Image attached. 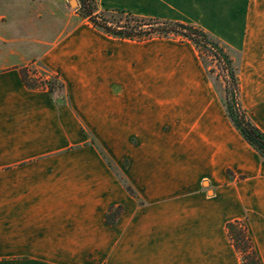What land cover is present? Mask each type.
Instances as JSON below:
<instances>
[{
	"label": "crops",
	"instance_id": "1",
	"mask_svg": "<svg viewBox=\"0 0 264 264\" xmlns=\"http://www.w3.org/2000/svg\"><path fill=\"white\" fill-rule=\"evenodd\" d=\"M131 1L100 4L200 28L236 54L243 106L264 133V0ZM40 62L64 98L0 65V264H241L235 221L264 264V160L190 42L120 41L82 21Z\"/></svg>",
	"mask_w": 264,
	"mask_h": 264
},
{
	"label": "trees",
	"instance_id": "2",
	"mask_svg": "<svg viewBox=\"0 0 264 264\" xmlns=\"http://www.w3.org/2000/svg\"><path fill=\"white\" fill-rule=\"evenodd\" d=\"M80 5L77 11L82 20H86L95 29L116 40L145 42L158 38L179 37L190 42L198 51L200 60L204 64L203 51L213 55L224 66L233 81V95L229 103L224 104L226 116L232 125L239 132L248 145L256 151L262 160H264V133L256 127L247 113L242 109L239 103V83L237 76V63L228 56L225 50L220 46L219 42L206 33L204 30L180 23L159 21L155 19H145L133 16L130 13L118 10L103 9L107 15L124 17L126 23L119 20H109L102 14H97L98 7L94 0H79ZM40 67L43 68L42 64ZM22 79L26 87L30 89L46 88L51 95H54L57 89L63 90V85L57 78L39 79L30 70H22ZM40 80V81H39ZM93 142V141H92ZM108 166L112 169L121 185L128 194L138 199L137 193L128 184L124 175L116 168L113 162L106 154L99 150ZM122 213L121 207L110 208L106 214V223L114 226ZM237 223L228 224V234L236 251L242 257V264H261L254 248L252 239L246 237V230L238 229Z\"/></svg>",
	"mask_w": 264,
	"mask_h": 264
},
{
	"label": "rangeland",
	"instance_id": "3",
	"mask_svg": "<svg viewBox=\"0 0 264 264\" xmlns=\"http://www.w3.org/2000/svg\"><path fill=\"white\" fill-rule=\"evenodd\" d=\"M73 1H75L76 4L71 6ZM94 1L98 7L97 14H102L109 20H122L123 23H126V19L124 17L116 15H113L112 17L111 15L105 14L103 12L104 6L100 4V0ZM110 2H112V4L116 7H131L130 4L132 3L131 0H110ZM79 5V0H0V65L10 66L16 64V67L19 68L21 72L22 70H30L40 80L52 77L58 79V77L52 75L43 65L44 69L40 67V64H42L40 62V58L47 51L50 45L58 40L60 35L69 32L80 22L86 21L81 19L79 12L77 11ZM166 39L185 41L179 37H170ZM217 42L219 41L217 40ZM219 44L233 60V62L235 64L237 63L239 103L242 109L247 113V116L253 122L251 115L248 113L246 108H244L241 100L240 72L237 55L230 53L220 42ZM202 51L205 66L204 64L202 65L214 84L215 90L220 96L224 106L225 103H229L228 100H231L233 95V81L227 70L217 58L211 54H207L204 50ZM58 81L60 82L59 79ZM54 93L56 100L64 98V86L63 90L57 89ZM59 103H62V101ZM92 144L95 145L94 141ZM98 150L101 149L98 148ZM205 187L208 188V185L205 184ZM210 195H212L211 192ZM232 223H237L238 229H245L246 237L250 239L248 228L244 221H235ZM240 257L242 264V257H244V254Z\"/></svg>",
	"mask_w": 264,
	"mask_h": 264
},
{
	"label": "water",
	"instance_id": "4",
	"mask_svg": "<svg viewBox=\"0 0 264 264\" xmlns=\"http://www.w3.org/2000/svg\"><path fill=\"white\" fill-rule=\"evenodd\" d=\"M75 4H76V2H75V1H73V2L71 3V6H73V5H75ZM60 101H61V100H60ZM60 101H59V102H60Z\"/></svg>",
	"mask_w": 264,
	"mask_h": 264
}]
</instances>
